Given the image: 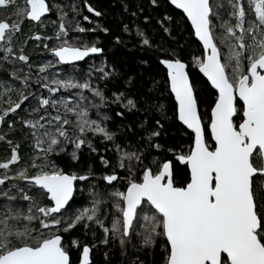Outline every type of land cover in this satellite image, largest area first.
Instances as JSON below:
<instances>
[{
  "label": "snow or ice",
  "instance_id": "snow-or-ice-1",
  "mask_svg": "<svg viewBox=\"0 0 264 264\" xmlns=\"http://www.w3.org/2000/svg\"><path fill=\"white\" fill-rule=\"evenodd\" d=\"M118 3L0 0V264H264V0Z\"/></svg>",
  "mask_w": 264,
  "mask_h": 264
},
{
  "label": "trees",
  "instance_id": "trees-1",
  "mask_svg": "<svg viewBox=\"0 0 264 264\" xmlns=\"http://www.w3.org/2000/svg\"><path fill=\"white\" fill-rule=\"evenodd\" d=\"M91 2L101 11L105 12V16L103 18L104 23L106 26H108L111 29V34H118L120 31V22L114 19V16L119 11V3L118 0L113 6V0H91ZM130 2H134V0H130ZM162 10V9H161ZM177 12H180L176 10ZM55 19V17H52ZM180 17L177 16V19ZM140 23L143 27H145L149 32L152 30H156V40L163 39L166 43H168L169 46L171 45V41L169 38L164 34L162 31L159 30L158 26L153 23L151 25H145L142 21V18L137 21ZM24 32L26 34H29V29L27 25L24 27ZM111 34H104L100 33L101 36V46L104 48V56L107 58V60L110 63H114L117 68L120 69L121 73L135 75L137 77L138 82L143 83L147 81L150 83L149 77L154 75L155 73L159 72L160 70L155 66V64H152L149 66L148 64H142L140 62V59L145 58L144 54L141 52H138L137 50H130L131 46H125L123 44H115L111 40ZM178 39H182L183 43L186 45L184 48V52L187 55L190 52H193V50L196 48L195 43L192 41L194 40V37H189L186 33L182 36L178 37ZM34 61L37 62L40 58V52L38 49L34 50ZM198 54V53H195ZM139 57L140 59H138ZM190 72H192L193 75H195V71L193 69H189ZM159 79H163V74L158 77ZM109 87H112V84L109 83ZM156 96L161 97V100L159 102H163L167 106H171V104L174 102V98H169V94L166 90L163 89V85H161V90L155 93ZM201 100L204 103H210L211 98L210 94L207 90L204 91V93L201 96ZM201 110L203 111V104L201 107ZM169 115H171V112H169ZM120 122L119 117H116L113 121L114 124H118ZM190 133V132H189ZM169 136L174 143H181L185 147L191 142L187 135L182 131H177L176 127H171L169 129ZM8 146L2 142H0V158L5 157L7 154ZM22 151L24 149L22 148ZM87 192L81 193L79 197L75 200V205L78 206L82 202H86Z\"/></svg>",
  "mask_w": 264,
  "mask_h": 264
},
{
  "label": "water",
  "instance_id": "water-1",
  "mask_svg": "<svg viewBox=\"0 0 264 264\" xmlns=\"http://www.w3.org/2000/svg\"><path fill=\"white\" fill-rule=\"evenodd\" d=\"M178 11H180V12H181L182 10H178ZM205 79H206V78H205ZM189 132H190V130H189Z\"/></svg>",
  "mask_w": 264,
  "mask_h": 264
}]
</instances>
